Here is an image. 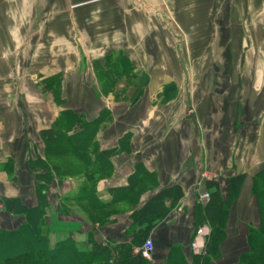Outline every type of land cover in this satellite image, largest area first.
<instances>
[{"label": "crops", "instance_id": "1", "mask_svg": "<svg viewBox=\"0 0 264 264\" xmlns=\"http://www.w3.org/2000/svg\"><path fill=\"white\" fill-rule=\"evenodd\" d=\"M25 2L21 13L12 1L0 3V227L13 229L24 221L23 214L10 212L4 199L16 197L20 205L34 207L39 203L35 185L43 182L46 216L54 213L58 219V228L50 227L52 240L70 233L78 241L84 232L85 242L89 235L96 240H126L121 218L131 211L130 205L117 200L112 189L125 185L141 163L154 174V193L174 183L183 190L182 198L151 231L154 248L149 262L164 264L173 244H181L189 259L196 252L192 241L200 243L205 235L194 233V208L205 202L198 193L213 190L206 187V179H215L224 194L230 176L244 173L221 244L222 259H236L246 247L248 225L257 219L252 177L264 167V0L249 6L252 28L247 31L245 51L202 46L196 58L186 48L183 65L174 54L154 55L153 64L138 38L126 30L96 33L100 19L94 15L87 20L63 16L59 9L63 0L49 1L55 11L49 18L33 15ZM115 50L148 76L135 100L129 96L114 100L96 83L92 62ZM54 76L59 79L44 87L41 81ZM54 86L59 100L53 95ZM64 110L86 119L105 113L94 140L99 149L116 151L107 159L103 176L86 179L93 146L86 147L85 159L71 152L46 158L41 131ZM78 130L76 124L68 134ZM37 157L57 167L48 180H38L39 170L30 168ZM89 190L106 202L102 211H123L98 231L90 229L98 224L87 215L72 217L73 211L83 212L79 196ZM151 194L150 190L142 194L140 203ZM200 226L209 231L206 223Z\"/></svg>", "mask_w": 264, "mask_h": 264}, {"label": "trees", "instance_id": "2", "mask_svg": "<svg viewBox=\"0 0 264 264\" xmlns=\"http://www.w3.org/2000/svg\"><path fill=\"white\" fill-rule=\"evenodd\" d=\"M124 60H126L124 55L113 59L108 53L101 65L96 62V66H100L98 68L100 75L105 78L104 90H113L116 81L122 77L124 70L120 64ZM129 74L134 75L136 83V93L131 97L135 100L147 83V76L144 80L142 76L137 78L136 73ZM52 80V77L44 79V87L48 88ZM54 89L55 97L59 100L58 88ZM104 115L100 113L93 119H86L82 114L62 111L48 128L41 131L46 158L66 152H71L79 158H86V147L93 146L91 150L93 158L92 160L90 158L86 179L91 180L106 174L107 159L115 153L116 148L99 149L94 140L95 132L104 120ZM76 124L79 130L68 134ZM30 168L39 170L35 174L38 180L44 177L48 180L52 172L57 171V167L50 166L47 160L41 157L32 159ZM244 179V173L230 176L224 194L220 193L219 184L215 179H206V187L213 190L209 192V198L205 202H199L194 208V233L204 223L209 226L204 249L201 252H191L187 259L182 245L173 244L167 251L164 264H212L221 257V244L226 238L229 209L237 199ZM149 181L151 182L149 190L152 194L140 203L139 196L135 197L137 187L146 185ZM45 187L46 184L43 182L36 183L39 203L34 207L20 205L16 197L4 199V204L10 212L23 214L24 221L13 229L0 227V264H150L149 259L133 253L132 249L150 238L154 226L183 196L182 187L177 183L159 188L154 193V174L139 163L128 176L125 185L112 189L117 200L127 201L132 205L130 220L133 230L127 235L128 238L117 241L96 240L89 235L86 242H78L71 235L56 240L50 238L48 216L44 211L47 202ZM251 190L256 198L257 219L248 225L246 247L238 253L233 264H264V167L253 175ZM92 192L93 196L85 203H81L80 208L92 223H96L100 218L98 211L106 202L99 200Z\"/></svg>", "mask_w": 264, "mask_h": 264}, {"label": "rangeland", "instance_id": "3", "mask_svg": "<svg viewBox=\"0 0 264 264\" xmlns=\"http://www.w3.org/2000/svg\"><path fill=\"white\" fill-rule=\"evenodd\" d=\"M10 1H12L16 12L19 13L22 12V6L24 1H26L25 3L27 6H31V12L35 16L47 15L49 18L55 14L54 5L52 3L49 4V1L53 2L55 0H0V3L6 4ZM44 1H47V4H45ZM259 1L260 0H63L62 8L59 9H61L63 16L72 15L77 18L79 17L80 20H87L90 18V15H94L95 19H100L101 23L97 26L95 25L96 33L107 35L110 32L119 33V31L123 32L126 30L129 36L138 38L137 44L148 51L153 64L154 55H157L159 58H165L167 56L170 58L171 54L175 53L174 55L177 62L183 65L185 60L182 59V56L186 48L191 52L193 51L195 55H193V53L191 55L196 58L198 54L201 53L199 47L202 46L207 49H215V47H221L222 45L223 49L237 48L240 53L241 51H245L247 47V31L249 27L252 28V24L248 23L249 11H252V8L249 6H257ZM84 26L86 25L84 24ZM131 42L134 41L131 40ZM108 53L111 54L113 59L124 55L118 54L117 50L113 52L109 51ZM124 56L126 60L120 64L124 72L121 75L122 77L116 81L115 87L111 91L104 90L103 85L105 83V78L101 76L98 71L100 66H96V62L100 65L103 63L104 57L101 60L92 62L96 83L105 96H113L114 100L124 99L125 97V99H128L136 93L134 75L131 76L129 72L136 73L137 78H141L142 76L144 80L147 76L145 72L141 73L140 70L136 69L133 65L134 63L132 64L126 55ZM126 73L128 74L126 75ZM52 79L53 81L56 79L58 80L59 77L54 76ZM43 81L44 79L41 83L44 86ZM52 88L55 97V86ZM150 185L151 182L149 181L146 185L143 184L137 187L135 197L139 196V201L142 194L149 192L151 188ZM92 196L91 190H89L87 194L86 192H81L79 202H82H80V204L85 203L87 199ZM131 209L132 205H130V210ZM83 212L73 211L72 217L78 219L80 216L86 215ZM120 212L123 211H102L101 209L98 211L100 218L96 222L98 226L91 227L90 229H94L95 231L103 229L101 225L103 223L106 225L109 224L110 218H113L116 213L118 214ZM74 214H77V217ZM130 214L131 211H127L126 215L121 218L123 222L122 226L125 227V234L127 235L133 230V226L131 225L132 222L126 217L127 215L130 217ZM166 216L167 214L164 215V218ZM70 219L71 217L67 220ZM79 219H81V217ZM57 222V217L54 213H51L47 223L53 231L58 228ZM80 227H83V224H81ZM85 228L86 226L84 225L82 229ZM208 232H206V230L203 231V235H205L202 237L201 242L198 243L202 249H204ZM69 235L71 234L69 233ZM84 235L85 232L77 239L78 242L83 241L82 239L85 238ZM229 259L230 257L222 259L221 255V257L213 261L212 264H233L237 260V258L234 260Z\"/></svg>", "mask_w": 264, "mask_h": 264}, {"label": "built area", "instance_id": "4", "mask_svg": "<svg viewBox=\"0 0 264 264\" xmlns=\"http://www.w3.org/2000/svg\"><path fill=\"white\" fill-rule=\"evenodd\" d=\"M198 198L201 201H206L209 198V191H204L201 193H198ZM203 231H204V227L203 226H199L196 229V237L203 235ZM191 247L194 251L196 252H201L203 249L200 245H198V242L196 240L192 241L191 243ZM153 250V242L150 238H147L142 245L140 246H136L135 248H133V252L135 254H140L145 258H150V255L152 253Z\"/></svg>", "mask_w": 264, "mask_h": 264}, {"label": "bare ground", "instance_id": "5", "mask_svg": "<svg viewBox=\"0 0 264 264\" xmlns=\"http://www.w3.org/2000/svg\"><path fill=\"white\" fill-rule=\"evenodd\" d=\"M132 17V16H131ZM133 18V17H132ZM164 30V29H163ZM166 32V31H165ZM115 34V33H114ZM113 34V35H114ZM166 34V33H165ZM158 38V37H157ZM260 38V37H259ZM163 39V38H162ZM172 39V38H171ZM114 41V40H113ZM119 42V41H118ZM116 43V42H115ZM261 43H263L262 41H261ZM244 47V46H243ZM164 48V47H163ZM175 48V47H174ZM133 49V48H132ZM175 54V53H174ZM249 54V53H248ZM166 56V55H165ZM168 58V57H167ZM168 60V59H167ZM250 60V59H249ZM194 67V66H193ZM246 72V71H245ZM241 78H242V76H241ZM203 89V88H202ZM209 101H211V100H209ZM210 105V104H209ZM262 138V137H261ZM252 140V139H251ZM257 140V139H256ZM255 140V141H256ZM197 228V227H196ZM196 233V232H195ZM202 254V253H201Z\"/></svg>", "mask_w": 264, "mask_h": 264}]
</instances>
